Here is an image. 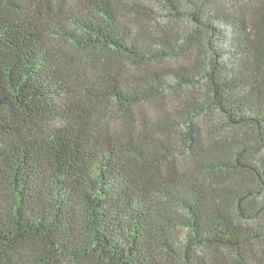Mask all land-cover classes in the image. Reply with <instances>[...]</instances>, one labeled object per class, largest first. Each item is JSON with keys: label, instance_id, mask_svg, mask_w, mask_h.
<instances>
[{"label": "trees", "instance_id": "trees-1", "mask_svg": "<svg viewBox=\"0 0 264 264\" xmlns=\"http://www.w3.org/2000/svg\"><path fill=\"white\" fill-rule=\"evenodd\" d=\"M0 264H264V0H0Z\"/></svg>", "mask_w": 264, "mask_h": 264}, {"label": "rangeland", "instance_id": "rangeland-1", "mask_svg": "<svg viewBox=\"0 0 264 264\" xmlns=\"http://www.w3.org/2000/svg\"><path fill=\"white\" fill-rule=\"evenodd\" d=\"M172 102H176L177 103V101H175L174 99L169 98V102H167L164 105L167 110L171 108ZM145 108H147V114H148L149 118H151L152 115H154L155 113H157L156 111H158V109H156L157 108V103L156 102L153 103V105L152 104H146Z\"/></svg>", "mask_w": 264, "mask_h": 264}]
</instances>
